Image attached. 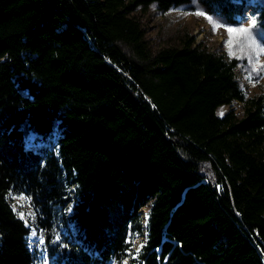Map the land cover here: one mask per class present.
Instances as JSON below:
<instances>
[{
	"label": "trees",
	"instance_id": "16d2710c",
	"mask_svg": "<svg viewBox=\"0 0 264 264\" xmlns=\"http://www.w3.org/2000/svg\"><path fill=\"white\" fill-rule=\"evenodd\" d=\"M192 1L0 0V264H34L10 195L33 201L54 264L122 261L148 205L138 264H264V94L194 37L152 50L134 16ZM234 101L241 117L219 115Z\"/></svg>",
	"mask_w": 264,
	"mask_h": 264
},
{
	"label": "rangeland",
	"instance_id": "374dc122",
	"mask_svg": "<svg viewBox=\"0 0 264 264\" xmlns=\"http://www.w3.org/2000/svg\"><path fill=\"white\" fill-rule=\"evenodd\" d=\"M242 2L245 6V15L240 18L237 25H230L223 17L208 13L201 4V0H193L188 6L173 8L167 12L161 11L156 5H152L146 10L138 8L134 12V16L141 22L145 30L147 44L154 51L166 46H179L187 36H190L195 38L196 43L202 44L209 50L223 54L228 59L238 60L236 80L240 88L249 97L264 94V52L259 51V49L264 48V29L258 25L255 12V4L263 3L264 0H242ZM196 12H203L205 15L197 16L195 15ZM206 16L212 17V22ZM253 20H255V25H252ZM216 23L220 24L221 27L214 31L213 25ZM228 27L234 29L249 28L250 35L236 37L234 44L229 46L226 43L229 39L226 30ZM230 48L234 55L229 54ZM124 49L129 53L128 47H124ZM254 67L257 69L255 72L253 71ZM249 76H251V80L248 79ZM231 110H234L238 117H241L244 112L243 104L234 101L230 105L221 107L218 113L223 116ZM30 136V133L25 134L26 138H30ZM52 145V140L47 142L49 150L53 149ZM69 190L74 191L73 187ZM19 197L24 196L10 195L8 199L17 214L23 213L24 220L31 226L28 243L33 252L34 264H48V258L51 264H54L46 239V228L42 226L38 228L36 223H33L35 216H37L35 208L27 197H24L23 200ZM70 208L68 207L67 211H70ZM149 210L150 205L140 211L143 231H135L130 235V246L123 260H113L111 264H125V261L127 264L140 262V245H144L147 241ZM41 238L43 243H40ZM138 248L140 251L137 255L136 249Z\"/></svg>",
	"mask_w": 264,
	"mask_h": 264
},
{
	"label": "snow or ice",
	"instance_id": "6c2138e0",
	"mask_svg": "<svg viewBox=\"0 0 264 264\" xmlns=\"http://www.w3.org/2000/svg\"><path fill=\"white\" fill-rule=\"evenodd\" d=\"M195 15L200 16V15H205V13H203V12H196ZM206 18L209 19L210 22H212V17L206 16ZM252 25H255V20L252 21ZM220 27H221V25L218 24V23H216V24L213 25V30L215 31L216 29H218ZM226 30H227V32L229 34V39H228V41L226 43L229 46H231V45L234 44L236 37H239L240 35H250V29L249 28H243V27H241V28H238V29H234V28L228 27ZM234 34H235V37H234ZM259 51L260 52H264V48L259 49ZM229 54L230 55H234V53L231 50V48H230ZM253 71L255 72V71H257V69L254 67L253 68ZM248 79L251 80V76H249ZM19 199L23 200L25 198L24 197H19ZM14 210H15V208H14ZM19 215H20V218L21 219H24V214L23 213H19ZM33 235H35V233H33ZM40 243H43V239L42 238L40 240ZM140 248H143V244L140 245ZM139 251H140L139 248L136 249L137 255L139 254ZM125 264H127L126 261H125Z\"/></svg>",
	"mask_w": 264,
	"mask_h": 264
},
{
	"label": "bare ground",
	"instance_id": "6f19581e",
	"mask_svg": "<svg viewBox=\"0 0 264 264\" xmlns=\"http://www.w3.org/2000/svg\"><path fill=\"white\" fill-rule=\"evenodd\" d=\"M56 143H57V142H56L55 140H52V144H53V145H52V148H53V149H55V145H56ZM21 196H24V195H21ZM24 197H27V196H24ZM27 198H28V197H27ZM28 199H29V198H28ZM29 201H30V199H29ZM30 203H31V202H30ZM30 250H31V249H30ZM48 264H51V261H50L49 258H48Z\"/></svg>",
	"mask_w": 264,
	"mask_h": 264
}]
</instances>
